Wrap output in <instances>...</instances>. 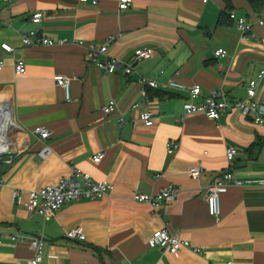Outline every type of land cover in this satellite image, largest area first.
<instances>
[{
	"label": "crops",
	"instance_id": "1",
	"mask_svg": "<svg viewBox=\"0 0 264 264\" xmlns=\"http://www.w3.org/2000/svg\"><path fill=\"white\" fill-rule=\"evenodd\" d=\"M0 98L8 99L15 128L8 133V158L0 168V264H35L33 237H44L40 264H264V124L239 109L218 121L202 113L185 115L186 92L161 86L147 89L138 83L150 76L161 83L176 78L191 87L200 84L204 100L222 89L229 101L247 97L250 80L264 69V10L256 13L248 0H133L121 11L119 0H0ZM41 11L35 23L31 17ZM254 21V36L243 39L229 13ZM30 30L55 41L54 45L26 46L21 36ZM108 53L133 62L138 49L151 57L133 62L134 70L105 74L86 58L88 43H103ZM83 41V44L80 43ZM14 48L6 52L2 44ZM220 48L227 55H216ZM26 61L27 71L15 73V61ZM70 78V100L55 80ZM258 100L264 106V76ZM115 100L117 108L103 107ZM139 103L140 107L133 105ZM151 110L154 123L145 125L141 112ZM46 128L43 140L37 132ZM170 140L180 142L176 154L167 152ZM45 144L51 148L43 157ZM239 150L234 175L246 181L222 194V214H209L204 188L228 167L227 147ZM104 151L100 163L92 156ZM75 164L95 181L113 189L95 200L65 204L46 219L27 208L30 189H40L71 174ZM202 165L199 178L188 171ZM181 188L178 197L154 208L134 201L136 192L153 193L169 184ZM14 188L22 189L13 202ZM168 226L171 232L205 256L183 248L171 253L148 243L153 233ZM81 226L86 241L68 238L67 229ZM25 234V241L12 235Z\"/></svg>",
	"mask_w": 264,
	"mask_h": 264
},
{
	"label": "built area",
	"instance_id": "2",
	"mask_svg": "<svg viewBox=\"0 0 264 264\" xmlns=\"http://www.w3.org/2000/svg\"><path fill=\"white\" fill-rule=\"evenodd\" d=\"M11 1V0H6ZM83 2L91 1L94 5L98 3V0H81ZM208 2L209 0H203ZM133 5V0H119L118 7L121 11L129 9ZM44 13L41 11L35 12L31 19L35 23L42 21ZM229 18L237 23L238 29L241 32L243 39H249L250 36H254V21H250L247 17L237 16L234 12L229 13ZM258 23L262 24V19L258 20ZM115 39L114 36H110L103 43H88L86 46V58L89 63L96 65L105 74H111L122 69L124 73L131 74L134 70L133 62H138L142 59H146L152 56L151 49H138L133 56V62L125 63L117 57L111 56L108 53V45ZM22 43L26 46H38V45H54L58 42H64L66 39H60L55 41L46 36L40 35L36 30H30L27 33H23L21 36ZM83 44V41H80ZM2 49L6 52H13L14 48L8 43L2 44ZM218 56H226L227 50L220 48L216 51ZM5 61L0 55V71L4 68ZM15 73L21 75L26 73L27 65L26 61L18 58L15 61ZM264 76V69L260 70L257 77L250 80L247 89V97L244 99H238L229 101L225 92L222 89L211 90L210 94L204 99L200 100L202 87L200 84H195L191 87L185 85L183 82L176 78H171L166 83H161L157 79L150 76H141L139 78V85L141 91L145 97H147V89H158L161 86L167 87L171 90L182 91L187 93V97L183 103V109L185 115L202 113L209 119L218 121L220 117L231 109H239L243 115H253V121L255 123L264 124V106L257 98L259 81ZM57 83L64 88L66 98L70 100V78L66 75L58 74L55 77ZM134 108L140 107L139 103L133 105ZM117 103L115 100H110L103 110L106 114L115 111ZM140 119L147 126H151L154 123L151 110H145L141 112ZM43 140L47 139L51 133L48 129L39 127L37 129ZM167 152L171 155L176 154L180 149V142L177 140L168 141ZM51 151L48 144H45L41 150L43 157L47 156ZM238 148L230 145L227 147L226 156L229 167L218 174L215 179L204 188V195L207 202L209 214L213 217L219 218L222 214V194L225 193L231 186H244L245 180L239 179L234 175L233 165L236 156L238 155ZM105 157L104 151H98L92 156L94 163H100ZM0 160L3 161V155L0 154ZM5 162H11V159H6ZM204 168L202 165L192 166L188 173L193 178H199ZM261 185L264 187V179L260 180ZM5 184L4 178L0 176V186ZM113 184L108 181H95L91 173L84 171L82 168L75 164L71 165V174L59 181L57 184L47 185L40 189H30L29 201L27 208L31 212H38L46 219L51 217L55 212L59 211L65 204L72 201H79L81 199L95 200L100 199L109 194L113 189ZM181 188L176 184H169L157 192L143 193L136 192L133 195V200L136 202L149 203L154 208H158L161 203H168L174 201ZM22 189L14 188L13 190V202L19 204L21 202ZM66 236L72 240L86 241L87 236L84 229L81 226H76L71 229H67ZM13 239L19 241H25L27 236L25 234L12 235ZM32 247L34 250L33 261L35 264H40L45 255V241L39 237H31ZM3 241V236L0 234V243ZM151 247H163L171 253H178L183 248L191 249L194 253L201 256H205L204 250L201 247L194 246L189 240L182 239L173 234L169 227L166 225L163 228L156 230L152 237L148 241ZM217 264V263H214ZM223 264H234L233 261H228Z\"/></svg>",
	"mask_w": 264,
	"mask_h": 264
},
{
	"label": "bare ground",
	"instance_id": "3",
	"mask_svg": "<svg viewBox=\"0 0 264 264\" xmlns=\"http://www.w3.org/2000/svg\"><path fill=\"white\" fill-rule=\"evenodd\" d=\"M12 108L8 99L0 98V154L7 153L10 148L8 131L15 128Z\"/></svg>",
	"mask_w": 264,
	"mask_h": 264
},
{
	"label": "trees",
	"instance_id": "4",
	"mask_svg": "<svg viewBox=\"0 0 264 264\" xmlns=\"http://www.w3.org/2000/svg\"><path fill=\"white\" fill-rule=\"evenodd\" d=\"M251 9L256 13H261L264 10V0H248ZM4 162H0V168L3 166Z\"/></svg>",
	"mask_w": 264,
	"mask_h": 264
},
{
	"label": "water",
	"instance_id": "5",
	"mask_svg": "<svg viewBox=\"0 0 264 264\" xmlns=\"http://www.w3.org/2000/svg\"><path fill=\"white\" fill-rule=\"evenodd\" d=\"M7 2L0 3V10H2L6 6ZM32 236L42 238L43 240H46L44 237L38 235L37 233H30Z\"/></svg>",
	"mask_w": 264,
	"mask_h": 264
},
{
	"label": "rangeland",
	"instance_id": "6",
	"mask_svg": "<svg viewBox=\"0 0 264 264\" xmlns=\"http://www.w3.org/2000/svg\"><path fill=\"white\" fill-rule=\"evenodd\" d=\"M12 129H13V128H11V130H12ZM11 130H9L8 133H10ZM2 155H3V161L0 160V162H4V163H5V160L8 159V156H9L8 151H7V153H4V154H2Z\"/></svg>",
	"mask_w": 264,
	"mask_h": 264
}]
</instances>
